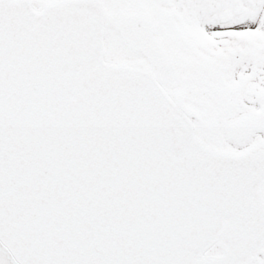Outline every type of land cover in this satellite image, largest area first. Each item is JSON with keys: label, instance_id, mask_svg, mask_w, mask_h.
<instances>
[{"label": "snow or ice", "instance_id": "obj_1", "mask_svg": "<svg viewBox=\"0 0 264 264\" xmlns=\"http://www.w3.org/2000/svg\"><path fill=\"white\" fill-rule=\"evenodd\" d=\"M0 264H264V0H0Z\"/></svg>", "mask_w": 264, "mask_h": 264}]
</instances>
